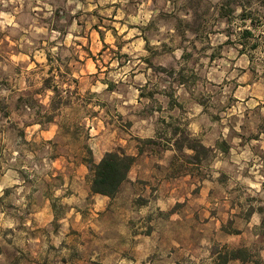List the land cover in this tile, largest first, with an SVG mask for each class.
I'll return each instance as SVG.
<instances>
[{"label": "rangeland", "instance_id": "rangeland-1", "mask_svg": "<svg viewBox=\"0 0 264 264\" xmlns=\"http://www.w3.org/2000/svg\"><path fill=\"white\" fill-rule=\"evenodd\" d=\"M25 1L29 7L16 13V0H0V264H127L147 245L141 264H222L227 249H242L243 264H264L259 244L232 247L215 234L201 243L186 202L161 210L154 186L143 180L133 187L127 179L108 208L97 209L81 148L86 140L93 151L104 144L107 151L147 152L156 184L173 171L210 174L205 167L216 148L256 143L264 135V24L244 38L250 23L239 18L240 5L230 17L220 11L223 2L247 0ZM20 39L21 46L13 43ZM90 72L99 74L80 80ZM105 79H114L120 96L104 88ZM54 86L69 100L57 110ZM195 102L221 134L200 163L190 149L186 156L173 151L182 137L174 130L192 132ZM132 113L153 116V142L136 136ZM52 123L58 132L49 139L42 131ZM100 135L104 143H96ZM21 182L24 199L15 188ZM47 197L54 220L38 227L32 217ZM233 223L228 216L223 226Z\"/></svg>", "mask_w": 264, "mask_h": 264}, {"label": "crops", "instance_id": "crops-1", "mask_svg": "<svg viewBox=\"0 0 264 264\" xmlns=\"http://www.w3.org/2000/svg\"><path fill=\"white\" fill-rule=\"evenodd\" d=\"M16 1V7H18L16 8V10L18 9L15 11L16 13L29 7L25 0ZM34 8L32 10H35ZM5 16H7L6 12L4 14V17ZM11 17L16 18L13 14H11ZM11 20L12 22L14 21L13 19ZM7 24L12 23L7 22ZM22 40L23 39L15 40L16 42L14 41L13 43L21 46L24 44L21 43ZM89 52L93 55L96 54L92 45L90 46ZM19 53L27 56L23 52ZM46 57H48V53ZM91 58L93 59V56H91ZM84 59H86L85 63H87L88 58ZM81 74L82 76H80ZM98 74L99 73L91 72L80 73L79 77L80 80L81 78H85L86 75L97 78ZM102 82L104 83L105 89L120 96L121 93L117 88L112 87V84H116L114 79H105ZM92 90L96 92L95 89ZM140 98L142 99V97ZM131 102L134 104L133 108H136L139 99L136 98V100H132ZM126 103L124 99H120L118 104H120V108H122ZM96 105L100 106L99 103ZM162 108L165 109L166 106ZM189 108L194 111L190 115V130L194 134L199 135L202 138V142L207 147H215L216 141L220 138L221 134L220 131L216 133L214 128L211 127L212 124H215L214 120L207 117L204 112V107L198 102H195ZM176 110L177 107L175 106L170 111L175 113ZM132 116L135 117L134 127L138 128L135 130L137 133L136 136L147 139L157 138L156 122L153 116L139 118L135 113H132ZM57 132L58 125L53 123L42 131L44 136L49 139L53 138ZM222 134L224 135V133ZM259 137L254 140L256 143H253L252 139L250 141L246 139L237 149L232 145L228 152H223L216 148L214 161L205 167L206 170L210 171V174L198 176L194 173L173 171L159 178L156 184L154 183V179L158 176V173L157 169L150 163L154 162L152 161V155L147 152L140 153L139 151H133L131 154L136 157V160L127 178L129 185L135 187L140 183V180H143L147 188L154 186V191L158 194L155 204L160 207L161 210L174 207L178 202H186V206L190 207L191 211L189 215L190 219L196 224L201 243L204 242L207 244L211 239L210 236L215 234V237H217L219 241L231 245L232 247H247L251 244H259L261 247L260 254L262 259H264V135L260 134ZM98 142L104 143L103 135L96 137V143ZM102 146L103 147L98 148L97 151H93L94 159L97 162L103 157L107 150H111L104 144ZM173 151L176 152L175 150ZM124 184L125 181L122 183L121 188ZM4 186L5 184L0 182V191ZM15 188L18 190V194H20V199L27 198L29 191H24L25 185L22 182L18 183ZM3 193V191L0 192V197ZM93 196L96 198V208L99 210H106L112 201L107 195L94 194ZM149 204L151 205V203ZM255 204H257L256 207L253 208L250 213L247 212L248 207L252 205L255 206ZM50 205L51 199L47 197L44 207L38 209L34 213L32 221L37 223L38 227L48 226L54 220V214ZM228 216L234 221V229L226 230L223 226ZM103 217L106 218L107 215ZM69 218L70 216L65 220L72 223V220H69ZM176 218L182 219L179 214ZM81 219V215L75 216V220L78 221V223ZM130 233V229H127V236H129ZM148 247L147 245V249L143 251H136L134 249L132 253L133 256L127 264L143 263L145 252L146 255L150 252ZM243 261L244 260L240 258H236L230 260L229 263L243 264ZM246 262H248V260Z\"/></svg>", "mask_w": 264, "mask_h": 264}, {"label": "trees", "instance_id": "trees-1", "mask_svg": "<svg viewBox=\"0 0 264 264\" xmlns=\"http://www.w3.org/2000/svg\"><path fill=\"white\" fill-rule=\"evenodd\" d=\"M240 5L241 13L239 18L244 22L250 23V28H245L243 30V37L250 38L254 35V29L259 26V24H264V0L261 2L258 0H247V3H239L232 5L230 2H223L220 7L222 16L230 17L232 16ZM258 20V23H257ZM243 48L241 52H245L244 48L247 44L246 41L241 43ZM257 45H252L253 48H257ZM49 86V85H48ZM51 87V86H49ZM54 97L52 99V109L57 110L61 108V105L68 104L69 100H64L65 95L63 90L54 86ZM54 120L53 116L49 117L48 122ZM66 129H70L69 126ZM175 134L180 133L181 139H176L173 143L176 152H180L182 155L186 156L185 150L190 149L194 151L193 159L197 163H200L202 156L207 155L211 149L207 147L198 137H196L192 132L187 129L176 128L174 130ZM89 138V132L86 131L85 139ZM148 141L153 142V139H148ZM82 162L85 163L91 173L90 177V191L92 194H103L109 197H114L120 190L121 185L127 180L130 169L135 161V156L125 152L124 150L107 151L104 153L103 157L97 162L94 159V154L91 146L85 140L82 145ZM1 254V248H0ZM223 258V263L226 264L231 259H245V254L242 249H231L225 250Z\"/></svg>", "mask_w": 264, "mask_h": 264}]
</instances>
